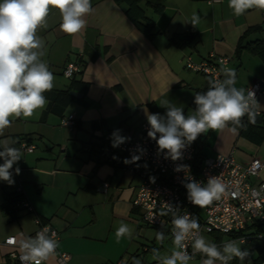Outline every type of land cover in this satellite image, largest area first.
Segmentation results:
<instances>
[{
  "label": "crops",
  "instance_id": "1",
  "mask_svg": "<svg viewBox=\"0 0 264 264\" xmlns=\"http://www.w3.org/2000/svg\"><path fill=\"white\" fill-rule=\"evenodd\" d=\"M91 4L93 11L78 34L61 30V16L55 8L50 9L46 26L38 30L45 41L43 60L55 77L52 90L69 88L72 79L87 82V104L71 101L62 115L44 114V109L30 118H12L11 126L0 136V141H16L12 146L18 149L23 136L35 145L31 152L20 149L23 157L11 170L14 183L0 180V264H16L9 253L19 252L17 244L8 246L3 241L9 236L16 240L34 237L35 216L57 229L60 246L56 253H69L70 264H133L134 258L142 264H156L152 250L170 253L172 240L166 227L146 225L142 210L132 204L145 167L137 172L134 167L114 164L131 158L123 153L111 155L112 133L119 130L130 138L127 141L138 138L141 123L147 119L145 110L164 115L166 108L160 105L164 100L182 107L185 115L195 109L190 101L196 91L208 89V78L185 67L188 56L198 62L211 52L228 55L227 68L235 70L238 88L264 81V59L250 47L237 48L250 27L258 29L250 31L243 42L264 40V10L250 9L235 16L228 0L210 4L205 0H141L140 6L154 24L153 34L148 36L129 18L124 3L91 0ZM153 5H160L161 10ZM194 15L198 17L195 27L190 23ZM187 34H192L188 41L184 39ZM71 60L78 61L81 70L68 78L62 69ZM257 101L261 120L252 124L264 122V94ZM68 115L78 121V127L60 124ZM229 128L210 130L192 144L203 157L231 152L240 164L252 158L264 163V139L255 142ZM46 138L51 142L45 144L48 151L38 149V140ZM55 144L59 152L54 151ZM102 144L107 147L105 153ZM260 180L264 181V167L255 181ZM104 181L108 185L103 190ZM15 190H21L33 209L16 210L12 217L3 209V201L4 192ZM122 222L134 230L133 236L117 243L115 231ZM157 231L165 234L164 241L156 239ZM244 233L252 235L242 245L251 253V264L257 259L264 264V224L259 231L250 225ZM203 236L218 246L234 239L222 233ZM56 253L44 264H54ZM201 259L195 256L191 264H199ZM231 264L242 262L234 259Z\"/></svg>",
  "mask_w": 264,
  "mask_h": 264
},
{
  "label": "clouds",
  "instance_id": "2",
  "mask_svg": "<svg viewBox=\"0 0 264 264\" xmlns=\"http://www.w3.org/2000/svg\"><path fill=\"white\" fill-rule=\"evenodd\" d=\"M228 7L235 16H241L250 9L264 10V0H228ZM51 8L59 11L60 28L68 35L80 33L86 27V16L93 11L91 0H0V136L11 126L12 118H30L48 104L45 93L53 89L55 77L43 60L45 41L38 35V30L46 26ZM197 22L198 17L194 15L190 23L195 27ZM221 72L222 80H209L208 89L194 95L196 107L190 114L185 115L182 107L168 100L160 104L166 108L164 115L145 110L150 126L147 135L156 141L158 151L165 153L166 158L181 159L185 147L210 130H224L231 125L229 130L236 133L246 127L245 117L249 123L256 122L261 105L255 93L236 86L234 69L223 67ZM129 139L116 130L112 133V147H119ZM14 143V140L0 141V159L3 160L0 180L10 185L14 183L13 165L23 157L21 150L12 146ZM139 159V155H133L124 162L134 163ZM187 168V165H180L176 171ZM15 173L20 174L18 167ZM186 179L187 199L194 206L203 208L225 193V185L218 177H209L206 185L191 176ZM164 207L166 211L162 214L170 213L172 217V248L170 253L164 254L153 249L156 264H191L197 254L202 257L199 264H231L234 259L251 264V253L242 248L245 240L231 239L218 246L201 234L197 217L190 213L181 215L179 207L169 203ZM133 231L122 222L115 231L117 243L125 237L131 239ZM55 237L56 233L45 226L34 237L21 236L10 243L18 246L20 264H44L60 246ZM165 238L162 231L156 232L158 241ZM133 264L142 262L134 258Z\"/></svg>",
  "mask_w": 264,
  "mask_h": 264
},
{
  "label": "built area",
  "instance_id": "3",
  "mask_svg": "<svg viewBox=\"0 0 264 264\" xmlns=\"http://www.w3.org/2000/svg\"><path fill=\"white\" fill-rule=\"evenodd\" d=\"M207 3L220 2L222 0H205ZM230 57L228 55L209 53L198 62H194L188 56L185 59V67L194 72L203 74L209 80L223 79L221 68L227 67ZM81 65L78 61H68L62 69L64 76L72 78L79 73ZM209 86V85H208ZM255 93L256 100L264 94V81L257 80L245 88ZM75 118L72 115L62 117L60 124L74 127ZM150 126L147 119L141 123L140 136L136 139L126 141L119 147H111V155L117 157L123 153L131 158L139 155L138 160L145 167V176L137 187L132 204L142 210L141 220L148 226L159 228L166 227L171 238V214H162L166 211L165 203L179 207V213H190L198 218L201 225V234H235L245 231L250 225L264 224V181H255L259 177V172L264 163L258 158H252L247 164H240L233 154L218 153L215 156H204L197 158V147L190 144L182 152V158L176 161L166 158L165 153L158 151L155 140L147 133ZM159 134H157L158 138ZM20 149L31 152L35 145L29 139H22L19 143ZM180 165H187V170L176 171ZM186 176H191L202 185H206L209 177H218L225 185V193L219 200H214L211 204L200 208L194 206L187 199ZM154 178V180L152 179ZM108 183H102V189ZM16 210L32 211V206L24 199L15 203ZM37 232L48 226L52 232L59 233L56 228L44 222L39 216H35ZM252 235L249 233L235 234L234 239L248 240ZM15 238L9 236L3 243L13 246L10 241ZM188 252L192 249L189 243ZM10 258L20 264L19 252L11 251ZM196 256H200L197 254ZM201 257V256H200ZM54 264H70V254L58 251Z\"/></svg>",
  "mask_w": 264,
  "mask_h": 264
},
{
  "label": "trees",
  "instance_id": "4",
  "mask_svg": "<svg viewBox=\"0 0 264 264\" xmlns=\"http://www.w3.org/2000/svg\"><path fill=\"white\" fill-rule=\"evenodd\" d=\"M115 1L118 3L125 4V10L127 15L142 32H144L148 36H151L153 34V29H154L153 21L145 15L144 10L139 4L141 0H115ZM153 7L156 11L161 10L160 5H153ZM254 29L256 30L258 29V27L256 26L250 27L242 34V36L239 39L237 48L239 49L241 47H250L253 51L258 53L262 59H264V40H253V41L243 42L247 34ZM87 87H88L87 82H84L82 80L72 79L69 88L64 90L62 89L51 90L49 92H46L45 95L48 98V104L43 113L46 114L47 112H53L58 115H62L64 109L71 101H77L83 105H86L87 101L84 97ZM71 90L80 92L82 96L81 97L73 96L70 93ZM197 92H202V91H196L195 94ZM190 104L196 107L194 104V96L191 99ZM243 123L246 125V127L239 129L241 134L245 135L246 137H248L249 139L255 142H260L262 139H264V122H262L261 124H252L249 123L247 117H245ZM95 125L96 123H93V126ZM74 126L75 127L79 126V123L76 119L74 121ZM22 139H27V138L23 136ZM102 147H104V150L102 152L105 153L107 147H105V145L103 146V144ZM111 147L112 145H110V148ZM197 158L200 160L203 158V156L200 155V153L198 152ZM107 160L111 161V159H107ZM114 164L118 167H134V170L137 172H139L140 167H142V164L139 161L126 164L125 162H121L119 159L117 162H114ZM85 187H88V185H86ZM22 199H23V194L21 193V190H15L11 193L4 192L3 209L5 210L6 213H8L10 216L13 217L14 212L16 211L15 203ZM252 226H255V228H257V230L259 231L260 228L262 227V224H257ZM163 231L167 233L166 229ZM241 233H244V231H240L235 234H241ZM235 234L233 235L230 234L229 236L232 238L235 237ZM259 263L260 260L257 259L253 264H259Z\"/></svg>",
  "mask_w": 264,
  "mask_h": 264
},
{
  "label": "rangeland",
  "instance_id": "5",
  "mask_svg": "<svg viewBox=\"0 0 264 264\" xmlns=\"http://www.w3.org/2000/svg\"><path fill=\"white\" fill-rule=\"evenodd\" d=\"M46 140H47V138L45 139V140H43V139H39L38 140V149L39 148H42V149H47L46 148V146H45V144L47 143V144H49V143H51V142H46ZM71 145V144H70ZM68 149H71V147L70 146H68ZM46 151H48V150H46ZM54 151H57V152H59V148H58V145H54ZM70 151V150H69ZM204 235H206V233L204 234ZM167 241H169L168 239H166V241L165 242H167ZM171 243L169 244V245H171V248H172V241H170ZM150 256V255H149Z\"/></svg>",
  "mask_w": 264,
  "mask_h": 264
},
{
  "label": "water",
  "instance_id": "6",
  "mask_svg": "<svg viewBox=\"0 0 264 264\" xmlns=\"http://www.w3.org/2000/svg\"><path fill=\"white\" fill-rule=\"evenodd\" d=\"M191 37H192V34H187V35L184 36V39L188 41V40L191 39ZM70 93L73 96H75V97H81L82 96V94L80 92H77V91H74V90H71ZM260 120H261V118H260V116H258L256 118V122H259Z\"/></svg>",
  "mask_w": 264,
  "mask_h": 264
}]
</instances>
